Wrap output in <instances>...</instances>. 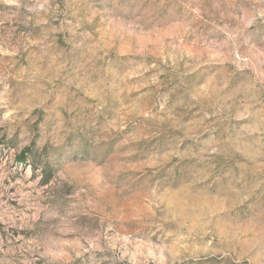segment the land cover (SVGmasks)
Listing matches in <instances>:
<instances>
[{"label": "rangeland", "instance_id": "obj_1", "mask_svg": "<svg viewBox=\"0 0 264 264\" xmlns=\"http://www.w3.org/2000/svg\"><path fill=\"white\" fill-rule=\"evenodd\" d=\"M0 264H264V0H0Z\"/></svg>", "mask_w": 264, "mask_h": 264}, {"label": "trees", "instance_id": "obj_2", "mask_svg": "<svg viewBox=\"0 0 264 264\" xmlns=\"http://www.w3.org/2000/svg\"><path fill=\"white\" fill-rule=\"evenodd\" d=\"M20 162H25V152L23 153V155L20 157Z\"/></svg>", "mask_w": 264, "mask_h": 264}]
</instances>
